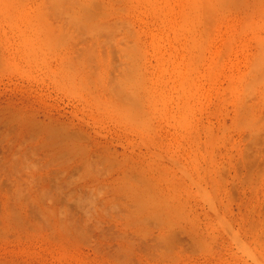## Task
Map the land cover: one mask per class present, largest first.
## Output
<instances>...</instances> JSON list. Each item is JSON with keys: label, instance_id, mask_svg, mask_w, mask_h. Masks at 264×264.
Masks as SVG:
<instances>
[{"label": "rangeland", "instance_id": "374dc122", "mask_svg": "<svg viewBox=\"0 0 264 264\" xmlns=\"http://www.w3.org/2000/svg\"><path fill=\"white\" fill-rule=\"evenodd\" d=\"M170 1L0 0V264H264V0Z\"/></svg>", "mask_w": 264, "mask_h": 264}, {"label": "bare ground", "instance_id": "6f19581e", "mask_svg": "<svg viewBox=\"0 0 264 264\" xmlns=\"http://www.w3.org/2000/svg\"><path fill=\"white\" fill-rule=\"evenodd\" d=\"M143 1V0H142ZM145 1V0H144ZM225 1L226 2H230V4H231V0L230 1H227V0H185L183 3H182V6H185V8L181 11V13H180V23L182 22V25L184 24V23H188L189 21H190V19H196V17L198 18V17H203V19H201V20H203V21H206L207 20V18L205 17V15L204 16H202L203 14H205L206 13V15L208 16L210 13H209V10H207V12L209 13V14H207V12H204V13H202V15L200 14V12H203L204 11V8H206V9H209V8H207L206 6H209L210 7V9H212L211 10V12H214L213 14V16H217V14L219 13L218 11L222 8V5L223 4H225ZM145 3H148L151 7H153V8H155V9H157V8H159V9H162V11L161 12H158V15L160 14V13H162V12H164V13H162L163 15L162 16H164V20L163 21H165V22H167V23H169L170 22V17H171V15L173 14V2L171 3V1L170 0H146V2ZM232 3H233V1H232ZM158 9V10H159ZM153 10V9H152ZM175 10V9H174ZM203 10V11H202ZM206 11V10H205ZM176 12V11H175ZM218 12V13H217ZM216 13V14H215ZM157 14V13H156ZM175 14V13H174ZM201 15V16H200ZM160 16H161V14H160ZM173 16H175V15H173ZM210 18L212 19V15L210 14ZM215 16V17H216ZM214 17V18H215ZM206 20H205V19ZM219 18V17H218ZM174 19V18H173ZM200 19V18H199ZM208 19H209V17H208ZM210 19V20H211ZM209 20V21H210ZM215 20H216V18H215ZM174 21V20H173ZM197 21H198V19H197ZM196 21V22H197ZM214 21V20H213ZM200 22V21H199ZM202 23V22H201ZM209 24V23H208ZM164 25V24H163ZM172 26H173V24H172ZM203 26H204V22H203ZM205 27V26H204ZM208 28V27H207ZM165 29V28H164ZM210 29V28H209ZM205 28H204V32H205ZM173 31V30H172ZM209 31V30H208ZM165 33V32H164ZM178 33V32H177ZM197 35V34H196ZM203 35V34H202ZM210 35V34H209ZM208 36H206L205 37V33H204V37L203 38H207ZM175 41V40H174ZM202 41V40H201ZM205 41V40H204ZM195 42H196V40H195ZM187 43V42H186ZM204 43H206V41L204 42ZM196 44V43H195ZM203 44V43H202ZM177 45V44H176ZM201 45V44H200ZM197 46V45H196ZM178 47V46H177ZM203 49L202 50H204V47H202ZM201 49V48H200ZM7 119V118H6ZM61 119V118H60ZM8 121H10V120H8ZM7 121V122H8ZM15 121V120H14ZM35 122V121H34ZM40 123V122H39ZM12 125L14 126V124L12 123ZM12 125H10L11 127H12ZM38 125V124H37ZM37 125H35V126H37ZM16 126V125H15ZM20 127H21V125H19ZM20 127H18V128H20ZM14 128V127H13ZM22 128V127H21ZM31 128V127H30ZM8 129H10V128H8ZM37 130H39V129H37ZM10 131V130H9ZM17 131V130H16ZM33 131V130H32ZM11 132H12V130H11ZM35 132H37V131H35ZM39 132V131H38ZM37 132V133H38ZM78 132V131H77ZM81 132V131H80ZM2 133V132H1ZM14 134V133H13ZM33 134V133H32ZM19 135H20V133H19ZM37 134L35 133V136H36ZM2 136V135H1ZM3 136H6L4 133H3ZM0 137V144H2L1 146L3 147V148H1L0 147V149H2V150H4V151H2V152H5L6 151V149H4L6 146H8V144H5V145H3L4 143H3V141L4 140H6V138L5 137ZM14 136V135H13ZM16 136V138H17V135H15ZM23 136H24V134H23ZM23 136H21L20 138L22 139V140H20L21 142L24 140L22 137ZM32 137V136H31ZM15 138V137H14ZM26 138H28V137H26ZM9 139H10V137H8L7 138V142L9 141ZM11 139H13V137L11 138ZM10 139V140H11ZM64 139H67L66 137L64 138ZM28 140V139H27ZM13 141H14V139H13ZM13 141H11V142H9V144L11 145V143H12V145H13ZM25 141V140H24ZM68 141V140H67ZM70 141V140H69ZM6 142V143H7ZM24 143V142H23ZM19 144V143H18ZM17 144V145H18ZM17 145H16V149H18L17 148ZM20 145V144H19ZM18 145V146H19ZM43 146V145H42ZM41 146V147H42ZM70 146V145H69ZM10 147V146H9ZM11 147H14V145L13 146H11ZM11 147L9 148V149H7V150H10L11 149ZM35 147V146H34ZM21 148V147H20ZM36 148V147H35ZM35 148H33V149H35ZM38 149V148H37ZM81 149V148H80ZM70 150V149H69ZM68 149H67V151H69ZM12 152H13V150H11ZM1 152V153H2ZM11 152V153H12ZM6 153V152H5ZM4 154V153H3ZM14 154V152L12 153V155ZM1 155V154H0ZM2 156V155H1ZM0 156V157H1ZM8 156V154H6V156H3L4 158L5 157H7ZM11 156V155H10ZM9 156V157H10ZM13 156H11V158H12ZM4 158H1V159H4ZM0 159V160H1ZM12 159H14V158H12ZM5 160V159H4ZM7 161H8V159H7ZM6 162V161H5ZM2 163V162H1ZM4 164V163H3ZM5 165V164H4ZM3 166V165H2ZM6 166V165H5ZM1 170V169H0Z\"/></svg>", "mask_w": 264, "mask_h": 264}]
</instances>
